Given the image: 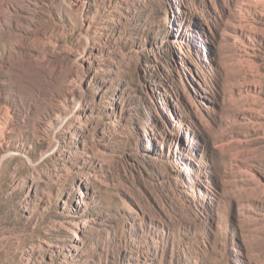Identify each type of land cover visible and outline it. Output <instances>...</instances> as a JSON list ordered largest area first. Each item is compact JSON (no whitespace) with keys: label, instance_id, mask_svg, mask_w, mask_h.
I'll use <instances>...</instances> for the list:
<instances>
[{"label":"rangeland","instance_id":"374dc122","mask_svg":"<svg viewBox=\"0 0 264 264\" xmlns=\"http://www.w3.org/2000/svg\"><path fill=\"white\" fill-rule=\"evenodd\" d=\"M0 264H264V0H0Z\"/></svg>","mask_w":264,"mask_h":264}]
</instances>
